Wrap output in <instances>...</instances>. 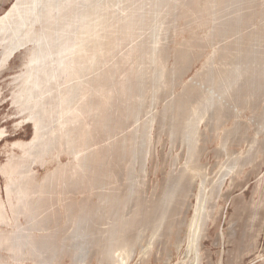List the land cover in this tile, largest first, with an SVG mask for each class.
Segmentation results:
<instances>
[{"label":"bare ground","instance_id":"obj_1","mask_svg":"<svg viewBox=\"0 0 264 264\" xmlns=\"http://www.w3.org/2000/svg\"><path fill=\"white\" fill-rule=\"evenodd\" d=\"M164 1H169V0H164ZM170 1L171 3L168 8L169 11L167 12L169 16L170 15L178 16V17L189 16L191 17L192 20L201 19L202 22L206 23L207 17H204V16L206 15L208 16L209 14H212V13H215L216 15H218L220 11H222L226 7H227L226 9H229L230 4L234 5L233 3H235V1L237 0H170ZM239 1L240 0H238V2ZM87 2L88 0H16L15 3L11 6L10 10L4 16L0 17V57H1L0 66L3 67L6 64H8L9 61L16 55L18 51H21L22 49L25 50V49L31 48V51L27 56V62L24 66V73L22 75L25 78L22 88L23 90H25L26 94L28 95L27 99L30 101L29 103L33 104L32 106L33 109L34 110L36 109V118L40 120L39 127L37 129V134H36L38 138L34 142V147L37 149V151L31 157L34 159L36 163H47V162H50L51 159L58 160L57 162L58 170H55L54 173H51L49 177L50 179H52L53 182L59 181L60 174L64 173L63 171H65L66 168H71L73 169V175L69 177V181L73 183L74 185H76L77 183L76 173L79 169L78 171L79 173L83 172V180H84V185L86 188L85 190H90V188L91 187L93 188L95 185L98 187L96 189L97 194L98 195L101 194V198L107 199L109 195L110 183H113V180L115 178L114 176L116 175V171L113 168L114 163L119 157L123 155V153H127L130 151V148H131L130 146L132 145L133 132L129 130L130 132L126 134L124 133V135L120 136L119 138L116 137V133L114 134H106V133L107 132L113 133L114 131L116 132L117 129L119 130V133L120 132L123 133V131L125 130L123 125L126 122V119L127 120L131 119L130 117L138 114V106L140 105L146 106L145 103L147 101L151 102L152 100H155V98H157V93L160 90V88H166V86L169 85L168 83H170L171 81L167 79V76H169L168 74L169 73L172 74L174 71L178 70L180 68L181 62L183 61L187 62L186 58L188 60V57H189L188 52L189 51L191 52L192 45L190 42L187 41V42H184L183 45H181L182 46L181 49L176 50L177 58H176V62L174 60L175 66L174 68L170 69L169 68L170 66L166 64V59H167L166 57H168L170 54L168 49L166 51V49H163V47H158L156 45L157 43L145 41L144 39V36L146 37L148 35L147 33L148 30L149 31L154 30V31L159 32V30L162 29L163 20L159 19L160 14L163 12L161 7H162V4H164V2L162 0H120V3H123L124 6L120 8L119 11L114 10L116 3L114 4H110V3L93 4L92 3L91 6L88 8ZM241 2H244V1L242 0L240 1V3ZM248 2H250V0H248ZM249 4L251 6V3ZM247 8L248 7H246V9ZM234 9L235 8H233V10ZM244 10H245V7H244ZM247 10H249L248 12L251 13L250 11L251 9H247ZM224 11L227 12V10H223V12ZM240 12L238 13L237 16L234 15L233 19H232V16L230 15L231 16L230 22L226 21L224 17V20L227 23H222L221 26H215L216 24L213 25L212 23V25L216 27L217 34L218 33L223 34V32L225 33L230 32L232 34L238 33L240 36V40L242 41V43L240 42L239 43L242 44L243 46L246 45L244 48L233 47V45H231V44H234L233 42L235 41L233 37H232V41L233 40L234 41L233 42L231 41V44L228 41V39L225 37L227 41L229 42V45L224 43L225 46H222V47L220 46L219 48L217 45L219 44L221 45L222 41L220 43H217V45L215 44L218 49L217 48L215 49L214 51L215 56L209 61V67L212 68L210 70L213 71L211 73L212 75L210 76L206 75L204 80L202 79L201 82L204 84L207 81L208 85L212 84V86H214L215 89L221 88L222 94L220 93V95H223V94H225V96L230 95L232 93V90L237 84L239 83L245 84L247 82V79H250L249 77L252 76L253 74H255L258 77L260 76V78L262 74H264L263 68H261V70L263 69L262 70L263 72L259 71V73L258 72L255 73V71H258L257 67L259 65L264 64V58H262L264 56V51L259 53L257 52L258 49L255 48L256 50L254 49L251 50L249 48L251 47V45L247 46V44L250 43L251 38L253 40V36L255 34L253 33H252L253 35L251 33H250L251 35L243 34V29H240V27H242L243 25L245 26V24L251 21V20L249 21L250 14L244 15V13L241 14ZM260 17L262 20L263 16H260ZM187 20L189 21V19ZM236 23L238 25L241 23V26L238 28V25H236ZM174 27L175 26H173V28ZM237 28H238V31H237ZM263 28H260V30L261 29L263 30ZM255 32H257V30ZM240 33H242V35ZM215 36H214V39H215ZM260 36H259V39H260ZM254 37H256V35ZM262 37L264 36H261V40H262L261 42H264ZM218 39L220 40L221 37ZM211 40L212 39H210V41ZM215 41H217V39ZM236 41L235 43H237ZM258 42L260 43V41ZM256 43L254 44L256 45ZM130 44H132L131 47H129ZM240 44H236V45L239 46ZM194 45H195V42H194ZM181 46H179L178 48H180ZM261 54L263 55L261 56ZM253 55L255 56V58ZM194 58H197V57H194ZM203 70H206V69H203ZM207 70L205 71L206 73H207ZM179 71L180 70H178V72ZM201 72L202 71L200 70L198 74ZM208 73H209V70H208ZM256 81L258 82V80ZM152 82L153 84L155 83L156 84L154 85L155 88L150 90L149 88L151 87H149V83H152ZM174 82L176 83L175 80ZM171 83H173V81ZM171 85L169 86V88L172 87ZM258 87H259V84H258ZM239 88H241V86ZM251 88H254V87H251ZM197 90L198 89L196 88V85L195 87L193 85L186 86L185 91L178 95H175L173 100L169 102L166 108V111L171 110L172 112L173 116L171 117V119H172V123L174 124V127L172 129L175 133H178L180 131V126H182L181 131L183 130V133L185 134H190L189 132L191 131L190 138H188L189 137L188 136L185 139L186 141H188L187 147L189 148V152L191 153L192 156H195L198 154V152H200L198 150L199 148L198 145H199V141L201 138L200 133H202V131H199L198 124L200 123L202 119H204L205 115L208 113V111H210V109L211 110L214 109V111L216 110L215 108L217 104H219V101L221 100V99L219 100L218 97H215L214 96L215 94L212 95L211 93H205V91H204V94L197 96L198 95V93H196ZM257 90L255 92H257ZM258 91H260V89ZM160 93L161 92H159V94ZM250 93L251 92H249V94ZM167 94L169 95V93ZM257 94L258 96L262 95V94H259L258 92ZM255 95L256 94L252 96H255ZM217 96H219V94ZM241 96H243V100L245 102V99H247V96H245L244 94H241ZM235 97L236 96H234V98ZM235 99H239V97L238 98L236 97ZM247 103L248 102H246V105ZM243 104L245 105V103ZM163 105L164 104H162V106ZM221 108L223 109L222 106ZM220 110L221 109L219 108L216 112L213 111V113L215 114L222 113L221 112L222 110L221 111ZM161 112L162 111L160 110V113ZM223 113H224V110H223ZM233 113L234 112H232V115ZM229 115L231 116L230 111H229ZM254 115H255V112H254ZM168 116H169V113H168ZM257 116H259V119H260L259 113ZM152 117L154 116L149 117V120H147V123L151 122V120L153 119ZM206 118H209V117H206ZM255 118L257 117L255 116ZM169 120L170 119H168V121ZM210 120H211V117H210ZM253 122H255V119L253 120ZM125 127L127 126L125 125ZM255 130L256 129H254V131ZM172 133H171V136L174 134ZM178 136L180 137V134ZM104 137H107L106 139L108 140L104 139ZM112 138L113 140H109ZM173 139L175 140L176 138L174 137ZM174 140L172 142L173 144H174ZM222 140H224V138ZM105 141L107 142L104 144L103 142ZM224 141L222 142V144L226 142ZM45 148H47V151H48L47 154H46ZM170 148L172 150V147ZM202 150L204 151V149ZM148 151H149L148 153H150V147ZM170 151H169V155H170ZM262 153H264V151H262ZM61 155L69 156L70 157L69 162L65 164L62 163L59 160ZM47 157L49 159L46 162ZM227 157L225 159H227ZM180 158H181V154H180ZM230 159H234V158L231 157ZM229 162L227 163L229 164ZM174 164H177V163H174ZM225 165L226 164L221 165V166H225ZM235 165L237 166L236 162H235ZM201 167H203L201 163L192 160L190 163L185 165V167L182 169L180 174L178 173L179 175L178 177H176L177 180H175L176 182L173 183L174 186L172 185L170 187L172 188L171 191H168V193L164 195L165 198L162 202L159 200L161 203H159L157 207L156 206L151 207V205L145 204V208H147L149 219L157 217L159 214H162L161 216L165 218L166 220L168 215L171 213L174 202H176V199L179 193L178 191L180 188V183L182 179H184L187 175H189L191 176V178L190 177L188 178L189 181H193L195 177L199 175V171ZM228 167L229 166H227V169ZM232 169H235V168H232ZM201 171L205 172L202 169ZM175 174H174V177H175ZM119 175H122V174L119 173ZM121 179L122 178H120V180ZM168 184H171V183L169 182ZM203 184L205 185V183ZM162 185L164 184L162 183ZM114 187L116 189V193L115 195L113 194V197L115 196L117 200H121L123 204L124 202L127 204L128 203L132 204L131 206L128 207L129 208L128 212L130 213V219L138 217L140 213V207H138L137 205L139 204V202L131 201L132 192L122 191L119 188H117V186L115 185ZM204 187L200 188L198 194L196 195L197 200H198L197 208H196L197 213L192 218L191 227L193 228V230L190 232L192 246L190 248L193 251H194L193 244L196 243L195 251H198L201 241L203 243V240H204V239L203 240L199 239L201 228H204L206 226L205 221H204L205 215H202V218L199 220V214L207 210V206H206L207 198L205 197L206 191ZM58 188H59L58 185L54 184L48 189L50 198L54 194L53 190L58 189ZM165 189L167 190V188ZM165 189L164 191H166ZM186 192L188 191L186 190ZM48 200L46 202L47 206H48L47 204ZM184 203H186V201ZM186 205L188 204L186 203ZM52 206L54 205L52 204L51 206H48L47 208H51ZM127 206L128 205H126V207ZM89 217H92V215H90ZM177 218L178 217H176V219ZM184 219L186 220V218ZM150 223L152 225L154 221L150 220L149 224ZM176 224L177 223L174 224V221H171L167 230L163 232V235L171 233L172 226L173 225L176 226ZM197 226H198V230H197L198 232L194 234L195 228ZM145 227L147 226L145 225ZM147 228H149V226ZM144 229L145 228L141 226L139 230L143 232ZM143 234L144 233L139 234V235L141 236ZM73 235H75V233ZM139 235L136 238L135 242L131 245L132 248L128 250L129 252L127 251L126 253L124 251L122 252V251L115 250V249L114 250L98 249V245L96 246L97 249L93 250V248L90 247L91 246L90 244L94 243V237L91 234V232H88L87 229L81 235H79L78 233V236L80 237V239H78V241H75L74 243L77 244V248L75 247L76 251H85L84 255L81 256L82 258L80 257L83 260V262L88 263L94 258H97V260H99L102 264H125L122 262V258L125 257L126 263L128 264V261H130L129 259L131 255L134 254V252H136L135 248L137 247V244L139 243L138 242V238H140ZM122 236L118 237L117 239L118 242L120 241ZM157 237H158L157 235L154 236V238L152 239L153 241L150 244V247L148 246L146 248V253L148 252L149 254H152L154 242ZM160 237H158L157 240H159ZM231 237L233 238L234 236H231ZM161 238H163V236ZM164 238H165V235H164ZM40 240H43V242L45 243L44 237L40 238ZM144 240H145V236H144ZM29 241H32V240L30 239ZM179 241H180V237H179ZM81 243L83 245H81ZM27 247H30V245L26 244V248ZM139 247L141 246L139 245ZM54 253L57 256L58 254H60V250L57 251L53 249L51 251V255L49 256L50 259ZM81 253H77V255L78 254L81 255ZM42 255H43L42 252H40L39 250H36V252L33 253V256L35 257L36 261L38 260L37 264H45L43 263L44 260H42L43 259ZM39 260L40 261L42 260V262H39Z\"/></svg>","mask_w":264,"mask_h":264},{"label":"rangeland","instance_id":"obj_2","mask_svg":"<svg viewBox=\"0 0 264 264\" xmlns=\"http://www.w3.org/2000/svg\"><path fill=\"white\" fill-rule=\"evenodd\" d=\"M15 1L16 0H0V17L4 16L10 10L11 6L15 3ZM162 1L164 2V4H162V7H161L163 12L159 16V19L163 20L162 29H160L159 32L151 30L152 32L154 31L153 33L148 30L147 31L148 35L146 37L144 36L145 41L157 43L156 45L158 47H163V49H166V51L168 49L170 54L168 56L169 58L166 57L167 58L166 64L170 66L169 67L170 69L174 68L175 66L174 64L177 58L176 50L181 49L182 48L181 45H183L184 42L188 41L191 43L192 45L191 52L190 51L188 52L189 57H188V60L186 58L187 62L185 61L181 62L180 68L178 69L180 70L179 72L178 70H176L172 74L171 73L168 74L169 76H167V79L170 80L171 82L173 81V83L170 82L172 85L168 83L169 85H167L166 88H160V90L158 89L159 91L157 93V98H155V100H152L151 101L152 103L150 101H147L145 103L146 106L145 105L138 106V114L130 117L131 119H128V120L126 119V122L123 125V127L125 128L123 133L122 132L119 133L118 129L116 132L114 131L113 133H109V132L106 133V134L116 133V137L119 138L120 136H123L124 133L126 134L130 131L133 132L132 145L130 146L131 147L130 151L127 153H123V155L119 157L114 163L113 168L116 171V175L114 176L115 178L113 180V185L117 186V188H119L122 191H131L132 192L131 201H135V202L138 201L139 203L149 204L151 205V207L152 206L157 207V205L164 200L165 198L164 195H166L168 191H171L172 188L170 187L172 185L174 186L173 183L176 182L175 181L177 180L176 177H178V175L181 173L182 169L185 167L186 164L190 163L192 160L197 161L203 165L201 169L204 170L205 172L201 171L200 169L199 175L196 176L194 180L192 179L193 181H189L188 178L189 177L191 178V176L189 175H187L184 179H182L180 183V188L178 191L179 193H178L176 202H174V205L172 206V210H171V220L174 221V224L177 223L176 224L177 227L173 225L171 229V233L164 234L165 238L163 234L161 235V237L163 236V238L160 237L159 240H157L156 244H154V247L152 249V254H149V256L145 255V251H146V248L150 245V242H151L150 240L153 234L152 225L151 223L149 224L151 219H148L147 221H145L146 224L144 223L141 224L142 226L144 225L143 227L145 228L143 232H141V234L142 233L144 234L141 235L143 237L140 236L141 239L138 238V242L140 244L139 243L137 244L136 252H134V254L131 255L129 259L130 261H128V264H195L196 255H195V252L190 248V242H189V239H190L189 238L190 237L189 223L197 213L196 208H197L198 200H197L196 195L198 194L200 188H203L204 186H205L204 188L207 191H209L210 195H211V190H212V200L211 201L213 203V210H212L213 215H212V220L208 226L207 236L204 238L203 244H202L203 261L201 264H264V153H262V151H264L263 150L264 149V134H263L264 133L263 132L264 131V123H263L264 122L263 121L264 120V112H263L264 111L263 110L264 108V105H263L264 104L263 102L264 101V98H263L264 97L263 95L264 94V91H263L264 74L261 73L263 76V77L261 76V78L260 76L258 77L255 74H253L252 76L249 77L251 81L250 79H247L248 83L249 81L251 84L253 83L252 85L250 83L248 85L247 82L245 84L239 83L240 85L237 84L236 85L237 87L235 86L234 89L232 90V93L228 96H225V94L220 95V93L222 94L221 88L215 89V87L212 86V84L209 83L210 85H208L207 81H206L207 83L205 82L207 85L201 82L202 79L204 80L206 75H209V76L212 75L211 73L213 71L210 70L212 68L209 67V61L215 56L214 51L217 48V46L220 48V46L221 47L225 46V44L229 45V42L231 44L232 37L235 41L237 40L236 41L237 43H235L234 40H233L234 42L232 41L234 43V44H231L233 45V47L244 48L246 46V45L243 46L242 44H240L242 43V41L240 40V36L238 33L237 34L233 33L234 35L230 32L228 33L223 32V34L216 33L215 26H221L222 23H227L226 21L230 22L231 16L233 19L234 15L237 16L240 11H242L240 13L241 14L244 13V15L250 14L249 21L250 20L251 21L247 23L248 25L247 24H245V26L243 25L242 26L243 28L240 27L241 23L239 25L236 23V25H238V28L240 27V29H243V34L253 33L257 37V38L254 37L255 36L254 35L253 40L251 38V41L249 44H247V46L251 45V47H249L251 50L258 49L257 52L259 53L264 51V48H263L264 42H261L262 41L261 36H264V31H263L264 30L263 28L264 27V14H263L264 13V9H263L264 0H258V1L250 0V2H248V0H243L244 2H241V3L240 1L242 0H240L239 2L237 0L235 1V3H233L234 5L230 4L229 9H226L227 7L223 9V10H227L228 13L226 11L223 12V10L221 9L222 11H220L218 15H216L215 13H212V14H209L208 16L207 15L204 16V17H207L206 23L202 22L201 19L192 20L191 17L189 16H181V17L172 16V15L169 16L167 12L169 11L168 8L170 6L171 1L170 0H169L170 2L164 1V0ZM92 3L93 4H102V3L114 4L116 3L114 7L115 11H119L120 8L124 6L123 3H120V0H88L87 2L88 8L91 6ZM249 3H251V6ZM231 5L232 7L234 6L233 8H235L234 10L236 12L233 10ZM235 6L238 8H236ZM244 7H245V10H244ZM246 7H248L247 9H251L250 10L251 13L248 12L249 10H247ZM260 10L263 12H261ZM260 16H263V19H262L263 21L261 20ZM224 17L226 21L224 20ZM187 19H189V21ZM166 22L167 23L169 22L171 24L169 23L167 24ZM212 23L213 25L214 24L216 25L213 26ZM163 26H165L166 28ZM173 26L175 27L173 28ZM238 28H237V31H238ZM260 28H263V30L262 29L260 30ZM254 30L255 31L257 30V32H255ZM259 31H261L262 33ZM159 33L161 34V36ZM224 33L227 34L228 36L225 35ZM259 33L261 36L259 35ZM212 34L214 36L217 35L215 36V39ZM240 34L242 35V33ZM259 36H260V39H259ZM220 37L222 40L218 39ZM225 37L228 39L229 42L227 41ZM210 39H212L211 40L212 42L210 41ZM216 39L217 41H215ZM262 39L264 41V37H262ZM221 41H222L221 45L220 44L217 45V43H220ZM258 41H260V43ZM194 42H195V45H194ZM253 42L254 43L257 42L256 45ZM236 44H240V45L238 46ZM212 45L215 47H213ZM253 45H255L256 47ZM257 45L259 48L257 47ZM131 46L132 44H130L129 47ZM179 46L181 47L178 48ZM26 54H27V50L22 49L21 51H18L16 53L15 57H13L9 61L8 64H6L3 67L0 66V130L5 131L3 136L0 138V189H1L2 196L4 198H6L5 188L7 185V177L4 174H2L1 170L3 166H5L14 157L15 154H17L18 156L23 154V151L19 149L18 147H16L15 144L20 141L27 142V143L31 142L35 135L34 125L32 123H26V122L23 124L21 123V121L24 118H26L27 115L21 113L19 107L13 102V92L17 88V84L14 78L24 68L23 63L25 61ZM190 54L193 56H191ZM262 55L263 54H261V56ZM194 57H197V58H194ZM262 58H264V56ZM0 65H1V57H0ZM202 68L206 70L208 69L209 73H208V70L206 73L205 72L206 70H203ZM261 68L264 69V64L259 65L257 67L258 71H255V73L256 72L259 73V71L261 72L263 70V69L261 70ZM199 69L202 72L198 74V72L200 71ZM170 77L172 78V80ZM173 79L176 81V83L174 82ZM256 80H258V82ZM153 82L149 83V87H151L149 88L150 90L155 88L154 85L156 83L153 84ZM258 84H259V87H258ZM170 85L172 86L171 88H169ZM191 85H193L194 87L196 85V88L198 89L196 91V93H198L197 96L204 94V91H205V93H211L212 95L215 94L214 95L215 97H218L219 100L221 99L219 101V104H217L215 108L216 110L214 111V109L212 110L210 109V111H208V113L205 115L204 119L201 120L202 122L200 121L199 123L200 125L198 124L199 131H202V133H200L201 138H200L199 145H198L199 148L197 147L200 152H198V154L195 156H192L191 153L189 152V148L187 147L188 141H186L185 139L188 136H189L188 138H190L191 131L189 132L190 134H185L183 133V130L181 131L182 126H180V131L178 133H175L172 129L174 127V124L172 123V119H171V117L173 116L172 112L171 110L166 111L167 105L169 104L171 100H173L175 95H178L184 92L186 86H191ZM240 86L241 88H239ZM251 87H254V88H251ZM248 88L250 91L248 90ZM255 88L257 89L259 88L260 91H258L259 89L257 90ZM256 90L259 94H262V95L258 96L257 92H255ZM159 92L161 93L159 94ZM249 92L251 93L249 94ZM167 93H169V95ZM216 94L217 95L219 94V96L221 97L217 96ZM241 94H244L245 96H247V99H245V102ZM254 94L257 95V96L255 95L256 98L255 96H252ZM234 96H236L237 98L239 97V99H235L236 97L234 98ZM258 97L259 98L261 97L260 98L261 100ZM248 99L249 100L251 99L253 102L251 100L250 102ZM246 102H248L247 105H246ZM243 103H245V105ZM162 104H164L163 105L164 107L162 106ZM151 105H153L154 108ZM221 106L223 107V109L221 108ZM219 108L222 110V111L220 110L222 112L221 120H219L216 117L215 113H213V111L216 112ZM159 109L162 111L161 112L162 115ZM223 110H224V113H223ZM229 111L231 113V116L229 115ZM232 112H234L233 115H232ZM254 112H255V115H254ZM168 113H169V116H168ZM258 113L260 115V119L262 120H260L259 116H257ZM151 116H154L152 117L153 119L151 118L152 119L151 122L147 123V120H149V117ZM255 116L257 118H255ZM206 117H209V118H206ZM210 117L212 121L210 120ZM168 119H170L171 122L170 120L168 121ZM254 119L256 123L253 122ZM164 121L166 122V124ZM125 125L127 127H125ZM168 127H170L171 129ZM254 129L256 130L254 131ZM171 133L173 134L172 136H171ZM179 134H180V137L178 136ZM224 136L226 137V139ZM172 137L173 138L175 137L176 139L174 140ZM106 138L107 137H104V139ZM177 138L180 141H178ZM223 138L226 142L222 140ZM109 140H113V138ZM173 140H174V144L172 143ZM183 140H185L187 143ZM223 141L225 143L222 144ZM106 142L107 141L103 143L105 144ZM149 147H150V153H148ZM170 147H172V150ZM200 147L204 149V151ZM169 151H170V155H169ZM179 153L181 154V158H180ZM175 154L177 157L175 156ZM226 157L227 159H225ZM231 157L234 159H230ZM175 159L177 160V162ZM59 160L65 164L69 162L70 157L67 155H61ZM57 162H58L57 159H54V160L51 159L50 162H47L45 164L34 163L32 167L41 176H45L47 171L53 170L57 167L58 165ZM227 162H229V164ZM235 162L237 166L235 165ZM174 163H177V164H174ZM224 164L226 165L228 164L227 165L229 166L228 169L226 165L221 166ZM233 164L235 165V167ZM232 168H235V169H232ZM119 173L122 175H119ZM174 174H175V177H174ZM168 175L171 177H169ZM120 178L122 179L120 180ZM167 180L171 184H168L169 182ZM117 181H119L120 183ZM162 183L164 185H162ZM203 183H205V185ZM165 188H167V190ZM164 189L166 191H164ZM186 190L188 192H186ZM140 195L141 196L143 195V196L141 197ZM184 196L187 198H185ZM79 198L81 200L82 196L80 195ZM94 199H95L94 200L95 202H98L97 197H95ZM185 201L188 205L184 203ZM181 204L184 206H182ZM183 209L184 210L186 209L185 210L186 212ZM176 217L178 218L176 219ZM184 218H186V220ZM22 221L25 222L24 219H22ZM68 221L69 220L64 218V220L62 219L61 221H59V225L56 226V228L53 227L54 222H51V224L49 225L50 229H47V230L37 229L38 230L37 234L40 235V234L51 232L52 231L51 228H52L53 232L54 231L57 232V234L55 235L56 238L62 240L61 242L62 247L68 253L65 255L62 262H56L55 264H102L99 260H97V258H94L88 263L83 262V260L81 259L82 258L81 256L84 255L85 251H76L77 244L74 243L75 241H78V239H80V237L78 236L80 229H78V226L76 224L73 223L72 225L71 222H68ZM145 225L147 227L149 226V228L145 227ZM60 227L62 228L60 229ZM232 231L235 235L232 233ZM74 233L75 235H73ZM144 236H145V240H144ZM231 236H234V237L232 238ZM179 237L182 243L179 241ZM53 244H55V242H53ZM139 245L141 247H139ZM118 247L120 249H123L124 248L123 243L120 242ZM77 253H81V255L78 254L80 255L78 256ZM3 255H7V254L3 253ZM47 259L48 257L46 258V260ZM35 263L36 262L32 260V258L30 260H26L22 262V264H35Z\"/></svg>","mask_w":264,"mask_h":264},{"label":"flooded vegetation","instance_id":"obj_3","mask_svg":"<svg viewBox=\"0 0 264 264\" xmlns=\"http://www.w3.org/2000/svg\"><path fill=\"white\" fill-rule=\"evenodd\" d=\"M25 50H27V54L23 63L24 66L31 48ZM23 73L24 68L14 78L17 88L13 92V102L19 107L21 113L27 115L21 123H32L34 125L35 135L31 142L27 143L20 141L15 144L16 147L23 151V154L19 156L15 154L1 170L2 174L7 177V185L5 188L6 198L2 196L0 189V264H22V262L30 260L31 258L36 262L35 264H37L38 260L36 261L33 256L36 250L42 252V260H44L43 263L45 264L62 262L68 252L62 247V240L56 238L55 235L57 232H53L52 228V231L49 233L39 235L37 232L41 229H50L49 225L51 222H54L53 227L56 228V226L59 225V221L62 219L64 220V218L69 220L68 222H71L72 225L74 223L78 226V229H80L79 235L84 233L86 229L88 232H91L94 237V243L90 244V247H92L93 250L97 249L96 246L98 245V249H115L126 253L132 248L131 245L135 242L138 235L141 234L142 231L139 230L142 226L141 224H145V221L149 219L145 204L139 203L137 205L140 207L138 217L130 219L128 207L132 204H127L125 202L123 204L121 200H117L115 196L113 197V194L115 195L116 193L113 183H110L107 199H103L101 198V194H97V186L94 185L90 190H85L83 172L79 173V169L76 173L77 183L74 185L69 181V177L73 175V169L71 168H66L65 171H63L64 173L60 174L59 181L53 182L49 177L51 173L58 170L57 167L47 171L45 176H41L32 167L33 164L36 163L31 156L37 151L34 147V142L38 138L36 134L40 120L36 118V109H33V104L29 103L30 101L27 99L28 95L22 88L25 81V78L22 76ZM215 115L221 120L222 113ZM4 133L5 131L0 130V138ZM45 149L47 154V148ZM48 159L47 157L46 162ZM54 184L58 185L59 190H53L54 194L50 198L48 189ZM205 191L207 210L199 214V220L202 218V215H205L204 221L206 224L200 231L199 239L201 240L207 236L208 226L213 215V203L211 201L212 190L211 195L206 189ZM80 195L82 196L81 200L79 198ZM95 197H97L98 202L94 201ZM47 200L48 206L52 204L54 206L47 208ZM126 205L128 206L126 207ZM90 215H92V217H89ZM161 215L162 214H159L157 217L151 218V220L154 221V223H152L153 234L150 240L151 242L155 235L160 237L163 232L167 230L172 221L171 213L166 220ZM22 219H24L25 222H23ZM191 224L192 220L189 223L190 232L193 230ZM61 228L62 227H60V229ZM197 230L198 226L195 228L194 234L198 232ZM119 236L122 237L118 242L117 239ZM42 237H44L45 243L43 240H40ZM30 239L32 241H29ZM53 242H55V244H53ZM120 242L124 245L123 249L118 247ZM189 242L191 247V238ZM26 244H29L30 247L26 248ZM202 244L201 241L198 251H195L196 243L193 244L196 255L195 264H201L203 261ZM81 245L83 244L81 243ZM53 249L57 251L60 250V254L56 256L54 253L50 259L49 256ZM3 253L7 255H3ZM145 255L149 256V253L145 251ZM47 257L48 259L46 260ZM42 260H39V262H42ZM122 262L127 264L125 257L122 258Z\"/></svg>","mask_w":264,"mask_h":264}]
</instances>
